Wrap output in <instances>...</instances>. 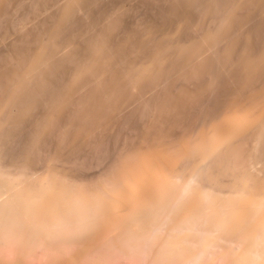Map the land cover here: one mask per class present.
Returning a JSON list of instances; mask_svg holds the SVG:
<instances>
[{
  "label": "bare ground",
  "instance_id": "1",
  "mask_svg": "<svg viewBox=\"0 0 264 264\" xmlns=\"http://www.w3.org/2000/svg\"><path fill=\"white\" fill-rule=\"evenodd\" d=\"M138 1L146 0H0V255L9 251L6 258L0 256V264H21L22 258L25 262L20 257L30 254L23 253L30 246L18 251L20 237L41 240L31 243L42 246L43 257L48 255L52 250L47 241L55 240V230L67 225L71 229L79 220L91 221L98 205L100 221L107 226L101 235L99 227L97 237L90 235L77 248L73 243L75 251L67 246L74 253L64 256L63 248H58L68 239L69 228L65 227L58 233L65 241L56 236V245L62 244L57 248L55 241L50 243L58 259L53 256L51 260L49 253L44 264L55 259L58 264H79L81 259L76 257L95 248L129 250L146 237L151 243L158 240L159 252L182 249L178 257L174 252L168 259L162 252L160 259H167V264L169 259L180 260L186 250L185 256H193L192 261L200 250L206 249L207 254L208 248L217 245L228 250L234 243L239 249L235 248L236 253L231 248L230 264H264V0H162L168 6H163L164 14L161 11L164 20L158 14L161 21L158 16L140 17ZM204 74L208 80L201 81V91L215 95L222 87L220 81L215 85L218 76L224 79L225 91L214 98L217 104L208 105V100V109L187 124L186 108L202 103L196 80ZM178 80L181 83L176 85ZM161 94L166 95L159 104L156 96ZM149 101V118L155 122L147 124L150 109L145 104ZM134 109L144 110L135 112L134 120L146 111L147 116L139 120L145 119L147 129L141 121L144 131L134 128L138 137L131 131L137 138L129 137L133 145L122 147L119 157L120 142L116 145L117 158L112 159L116 168L112 170L108 152L95 147L97 137L100 133V140L102 136L117 139L122 126H112L117 127L113 133L119 131L114 135L109 126L124 121L129 111L133 118ZM52 126L55 136L49 134ZM50 127V139L57 141L56 146V141L51 143L55 151L51 144H43ZM106 141L98 143L104 148ZM90 142H95L92 147L99 149L98 155H106L102 164L109 161L110 166L103 177L98 174L102 178H96L94 170L103 169L102 155L97 162L101 166L88 163L96 175L87 182L88 172L93 171L86 165L83 169L88 174L83 170V179L88 184L83 186L84 180L64 165L72 158L65 155H80L86 146L82 154L90 153ZM42 148L51 154H42ZM63 156L68 157L66 162ZM82 162L76 161L79 168ZM78 164H74L75 171ZM77 234L84 237V232ZM189 243L193 248L190 245L189 249ZM38 244L32 250L41 252ZM189 250L196 257L192 253L190 257ZM214 250L208 253L214 255Z\"/></svg>",
  "mask_w": 264,
  "mask_h": 264
},
{
  "label": "rangeland",
  "instance_id": "2",
  "mask_svg": "<svg viewBox=\"0 0 264 264\" xmlns=\"http://www.w3.org/2000/svg\"><path fill=\"white\" fill-rule=\"evenodd\" d=\"M149 1H151V2H149ZM152 1H153V0H146V1H144L143 3L140 1L141 4H140L139 1H138L139 3L137 2L138 4H140L139 6H141V5L144 6V7H142V6H141V7H138V8L140 9V10L138 9V11H139L140 14H141L140 17H142V18L144 17V18L147 19V18L150 17V16H151V17H157V16H158V17H157L158 19H160V17H162V19L164 20V16H163V14H164V9H165L164 7H165V5L168 6V4H166L167 2H165V1L163 2L162 0H154L153 3H155V4H152ZM156 1H157V3H156ZM158 1H160V2H158ZM137 3H136V6H138ZM150 3H151V4H150ZM164 3H165V4H164ZM158 4H159V6H157ZM136 6H135V7H136ZM148 6H149V7H148ZM163 6H164V7H163ZM167 6H166V8H167ZM147 7H148V8H147ZM143 8H144V10H146L147 12L144 11V10H142ZM150 8H151V10H150ZM156 8H157V9H156ZM162 8H163V9H162ZM152 9H153V11H152ZM162 10H163V11H162ZM143 11H144V12H143ZM158 11H159V12H158ZM161 11L163 12V14L161 13ZM141 12L144 13V14H142ZM154 12H155V13H154ZM151 13H154V14H157V15L154 16V14H151ZM160 13H161V15H160ZM158 14L160 15V17H159ZM143 15H145V16H143ZM147 15H148V16H147ZM195 16H196V15H195ZM151 17H150V19H151ZM148 19H149V18H148ZM160 21H161V19H160ZM128 22L130 23L129 20H128ZM0 52H1V51H0ZM204 75H205L204 77L201 76L198 80H196V82H198V84H197V89H196V90H199V89H200V92L203 94V95H202V98H203L202 103H203V104H202V103H199V102H198V103H192L191 106H188V107L186 108L185 111H187V112H185V115H184V121L186 120V118H188V119L185 121V123H187V124H188V120H189L190 122H192L191 119H192L193 116L195 117V115L198 114L199 112H200V113H203V109H204V112H205L206 109H208V107H209V106H207V104H208L209 102L212 103V104H211V103L208 104V105H211V106L217 104V103H214V101L216 100V98H217L218 96H220V97L223 96L222 94H223L224 91H225V89H224V85L222 84V83H224V82H223L224 79L221 78L220 76H218L220 80L217 79V77H216V78L214 77L215 79H217V80H215V81H217V84H216V82H215V85H218L219 81H220V83L222 84V85H221V84L219 83V86H222V87H221V88L218 87V88H220V90L218 91V89H217V91L215 92V93H216L215 95L210 94L211 92L208 93L209 90H206V89H203V90L201 91V85H203V83H204L203 81H207V80H208V75H207V74H204ZM206 76H207V77H206ZM202 78H203V79H202ZM205 78H207V79H205ZM201 79H202V80H201ZM201 81H202L203 83H202ZM180 83H181V81L178 80V82H177L176 85H178V84H180ZM195 84H196V83H195ZM169 86H170V85H169ZM169 86H168V87H169ZM168 87H166V88L169 89L170 87H169V88H168ZM199 87H200V88H199ZM198 88H199V89H198ZM204 90H205V91H204ZM221 90H222V93H220ZM157 91H158V94H159V92H161V90H160V91L157 90ZM155 92H156V91H155ZM155 92H154V94H155ZM206 92H207V93H206ZM162 93H165V92L163 91ZM207 94H208V95H207ZM218 94H220V95H218ZM155 95H156V94H155ZM155 95H153V93H152L151 96L155 97ZM163 95H164V97H165L166 94H161V96H160V97H161V100H159L160 97L158 98V95L156 96V99H158V103H159V101H161L159 104L162 103V97H163ZM206 95L208 96V99H207V96H206ZM217 95H218V96H217ZM215 96H216V97H215ZM164 97H163V99H164ZM212 97H213V98H212ZM220 97H219V98H220ZM204 98H206V99H204ZM209 98H211L213 101H212L211 99H209ZM214 98H215V100H214ZM153 99H155V98H153ZM153 99H152V97H151V100H153ZM151 100H150V101H151ZM208 100H210V101L208 102ZM150 101L148 102L149 105L145 104L146 106H148L149 109H150V107H149V106H150ZM153 101H156V100H153ZM153 101H152V103H153ZM218 101H219V99H218ZM155 103H157V101H156ZM155 103H153V104H155ZM158 103H157V104H158ZM204 103H205V105H204ZM157 104H155V106H156ZM200 104H201V105H200ZM146 106H145L144 110H146ZM152 106H153V105H152ZM155 106H154V107H155ZM200 106H201V108H200ZM216 106H217V105H216ZM143 107H144V106H143ZM154 107H153V108H154ZM199 108H200V109H199ZM198 109H199V110H198ZM132 110H133V109H132ZM132 110H131V111H132ZM137 110H138V109H137ZM137 110L135 111V109H134V113H133V111H132L133 115H131V117L134 116L133 118H130V114H131V112L129 111V113H127L128 115H126L128 118L125 117V118L123 119L124 121H122L121 123H115L114 125L109 126V127L117 126V124L119 125V126H117V127H119V128H120V126H122V130L119 129V130L121 131L120 133H119V131H118V132H115V130H114L115 133H117V134L119 133V134H118L119 137H121V136L123 135L121 138H119L118 135L116 134L117 136H116V135H115V136L118 137V138H117V139L114 138L113 141L111 140V139H112L111 131H112V133H113V129H115V128L117 129V127L108 128L109 130L112 129V130L110 131V136H111V139H110V140H109L108 138H105V136H102V137H101V140H103L102 143H104L106 140H109L108 142H110L111 144H110V143L108 144L107 141H106L107 143H105V144H108L110 148H108V146H106L105 144H103L104 148L100 146L101 143H98L99 141H101V140H100V133H99V136L97 137V138H99V141L97 140V138L95 139V140L98 141V142L96 141V144H97V145L95 144V147H99V149H103L102 151H104V152H108V153H106L107 156L105 155L106 158L108 157V155H110V157H111V159H110V157H109V159H110V161H111L110 163H111V165H114V166H111V169H112V170H114V169L116 168V164H115V163H116V162H115L116 160L114 161V160H112V159H113V158L116 159L117 157H119V156L121 155L120 152H122L124 148H131V146L133 145L132 142H134V141H132V142H131V141L128 142V141H129V137H132L133 134L137 135V137L139 136L137 133H135V131L133 132L132 130H135V129H136V132L139 130V132L141 133V131L143 132L145 129H147L146 126H147L148 123L150 124V123L155 122V121L152 122L151 119H150V118H152V117L149 115L151 109H150V110L147 109V113H148V111H149V113H148L149 116H147L146 111H145V114H144V113H143L144 110L142 109V110H143L142 114L140 113V114H139V117H136V120L140 121L139 118H141V117H142V118H145V117L147 116L146 119H149L151 122L148 120L149 122H147V124H146V123L144 122L145 119H144V121L141 120V121H143L144 123L141 122V121L138 122V121L134 120V119H135V115H137L138 112H141V111H142V110L140 111V109H139V111L137 112ZM135 112H137V114H136ZM195 112H196V113H195ZM143 114L146 115V116L143 117V116H142ZM192 114H193V115H192ZM140 115H141V116H140ZM188 116H189V117H188ZM149 117H150V118H149ZM137 118H138V119H137ZM142 118H141V119H142ZM127 119H128V120H127ZM129 119H130V120H129ZM132 119H133V120H132ZM153 120H154V119H153ZM127 121H129V122H127ZM130 121H131V122H130ZM133 122H134V124H133ZM123 123H124V124H123ZM126 123H127V124H126ZM138 123H139L140 125H139ZM142 123L145 124V125H144V126H145V127H144V130H141V129H143V128H141V127H143ZM122 124H123V125H122ZM125 126L127 127V128L125 129V132H126V130H128V129L130 130V131H128L129 134L126 133V135H125V132H124V130H123V129L125 128ZM129 126H130V127H129ZM137 126H139L138 129H137ZM148 126H150V125H148ZM52 127H53V133H49V132L52 131ZM52 127L49 128L50 130L47 132V134L49 133L50 135L55 136V135H54V133H55V132H54V126H52ZM134 128H135V129H134ZM101 129H102V128H101ZM101 129H100V130H101ZM104 129H105V128H104ZM104 129H103V130H104ZM106 129H107V127H106ZM116 131H117V130H116ZM131 131L133 132V134H132ZM100 132L102 133L103 131L101 130ZM107 132H108V131H106V133H107ZM139 132H138V133H139ZM103 133H105V130H104ZM108 133H109V132H108ZM108 133H107V134H108ZM115 133H113L112 135H114ZM140 133H139V134H140ZM49 134L46 135V133H45L44 136H45V135L48 136L49 139H50V137L53 138V137L50 136ZM107 134H106V137L108 136ZM121 134H122V135H121ZM127 134H128V135H127ZM101 135H102V134H101ZM104 135H105V134H104ZM130 135H131V136H130ZM135 135H134V136H135ZM24 136H25V135H24ZM46 136L44 137V141H43L44 143H43V144H46V145H47V144L55 143L54 141H56V138H54V139H55L54 141H51V139H50L49 143H46L45 140L48 139V137H46ZM115 136H113V137H115ZM126 136H128V137H127L128 140H127V139H126V141L122 140V138H123V137L126 138ZM134 136H133V137H134ZM108 137H109V136H108ZM133 137H132V138H133ZM137 137H135V139H134V138H133V139L136 140ZM45 138H46V139H45ZM109 138H110V137H109ZM125 138H124V139H125ZM49 139H48V140H49ZM104 139H105V141H104ZM133 139H132V140H133ZM23 140H24V139H23ZM23 140H21V142H22ZM48 140H47V141H48ZM130 140H131V138H130ZM116 141H117L118 143H117ZM122 141H124L123 143L126 142V143L129 144L130 146H128L126 143H125V145H124V144L122 143ZM115 142H116V144H115V147H116V148L114 149V147L112 146V144H114ZM119 142H120L121 146H119V145H120ZM90 143H91V144H90ZM90 143H88L90 146L87 144V145L89 146V147H88V150H89V151H88V150H87V151L91 153L92 150L95 149V151H96L97 148H95L94 146L92 147V143H95V142H90ZM43 144H42V147L45 148L46 146L44 145V146H45V147H44ZM56 144H57V141H56V143H55V146H56ZM98 144H99V146H98ZM117 144H119V145H117ZM53 145H54V144H53ZM81 145H82V144H81ZM81 145H80V147H81ZM110 145H111V146H110ZM116 145L119 147V148H118L119 150H120V147H121V149H122L121 151H117L118 154L115 153V152H116L115 150L117 149V146H116ZM19 146H20V143H19ZM22 146H23V145L21 144L20 148H21ZM50 146H52V144H51ZM83 146L85 147V146H86V143H85ZM105 146H106V148L109 149L108 151H106L107 149L104 150V149H105ZM124 146H125V147H124ZM52 147H53V146H52ZM80 147H78V148H80ZM86 147H87V146H86ZM86 147H85V149L82 147V149H84V152L86 151ZM100 147H101V148H100ZM122 147H124V148H122ZM43 148H42V150H41V152L43 151L42 154H44V151H45ZM48 148H49V150L51 149V147L47 146V149H48ZM54 148H55V147H53L51 150H54ZM78 148H77V149H78ZM112 148H113V149H112ZM18 149H19V147H18ZM21 149H23V147H22ZM21 149H20V150H21ZM45 149H46V148H45ZM77 149H75V150H77ZM82 149H81V150H82ZM90 149H91V150H90ZM99 149H98V150H99ZM110 149H111L112 151H111ZM51 150H50V151H51ZM78 150H80V149H78ZM78 150H77V151H78ZM81 150L79 151V152H81V153H80L81 156H80L79 154H77L76 152H75V154H77V156L74 155V153H73L74 150H73V152H72V153H73V156H71L72 154L65 155V156H68L69 158L72 157V158L69 159V160H72V159L74 158V159H73V162H72V161H71V162L74 163L75 165L78 164V163H76V161H77V162H79V161H80V162H82V161L85 162V163H83V162L81 163V168H79V167H80V164L77 165V167L81 170L80 172H79V169H77V168H76L77 171H75L74 164L71 165V164H70V161L67 159L68 157H65V156H63V159H64V158L67 159V163H64V165L66 164L65 166H66L67 168H71L70 170H73V172L78 173V175H77L76 173H73V172L71 171V172L73 173V175L75 174L76 176H78V177H77L78 179H79V176H80L82 179L85 178V176H86L88 173H89L88 176H86V180H87V182H90V181L92 182V181H93V178L90 179V176H92V177L94 176V179H95V175H96V174H97L96 178H98V176H99L100 178H102L103 175H104V173H105V172H103V171L106 170L105 168H106V166L109 164V161H108V162L106 163V165H105V162H106L107 159L105 158L104 155H102L103 152L99 151V153H100V152L102 153V154L100 153V155H102V156L100 157L101 164L103 163V158H102V157L104 156V158H105V162H104V164H102V166H101L100 161H99V163H97V162H98V159H99L98 156H100V155L97 154V153H98V150L95 152V154H94V151H93V154L95 155V158L97 157L96 161H94L95 158H94V159H91V158H93V157H92L93 154H92V156H91L90 153L86 154V153L83 152L84 154H82V151H83V150H82V151H81ZM54 151H55V150H54ZM109 151H111L110 153H112L113 155H114V153L117 154V157H116V155H114L115 157H112V155L109 154ZM114 151H115V152H114ZM41 152H40V153H41ZM45 152L48 153L49 151L46 150ZM79 152H78V153H79ZM38 153H39V152H38ZM47 153H46V154H47ZM49 153H50V152H49ZM52 153H54V152H52ZM119 153H120V155H119ZM19 154H21L20 151H19ZM42 154H40V157L42 156ZM50 154H51V153H50ZM85 154H86V156H85ZM89 154H90V159H88V158H89V157H88ZM37 155H39V154H37ZM69 155H70V156H69ZM96 155H97V156H96ZM37 157H39V156H37ZM75 157H79V159H80V157H81V158H84V160H83V159L77 160V158H75ZM86 157H88V158H86ZM65 159H64V160H65ZM75 159H76V160H75ZM85 159H86V160H85ZM101 159H102V160H101ZM64 160H63V161H64ZM81 160H82V161H81ZM89 160H91V161H89ZM74 161H75V162H74ZM93 161H94V162H93ZM64 162H66V160H65ZM86 162H87V163H86ZM95 162L97 163L96 165L100 164L101 168L103 167V169H101V172H100V169H97V171H96V170H94V169H95V168H94L93 170L95 171L96 174H95L94 171L91 169V167L93 168V166L96 167ZM113 162H114V163H113ZM68 163H69V165H68ZM88 163H91V165H92L93 163H94V164H93V166L90 167V164H88ZM83 164H84L85 166H84ZM67 165L70 166V167H68ZM86 165H89V169H91V170L93 171V173L90 174L91 171L88 172V173H86V172L88 171V169H85V170L83 169V168L88 167V166H86ZM104 165H105V166H104ZM71 166H72V167H71ZM98 166H99V165H98ZM98 166H97V168H99ZM109 166H110V164H109ZM73 167H74V168H73ZM108 169H110V168L107 167V172H108L109 174H111V173H112V172H111L112 170H108ZM83 170H84L85 173H86L85 176L83 175V173H84ZM102 172H103V174H101ZM110 172H111V173H110ZM85 173H84V174H85ZM99 173H100V175H101L102 177H101L100 175H98ZM80 174H81L83 177H82ZM92 174H93V175H92ZM94 174H95V175H94ZM105 174H106V173H105ZM75 175H74V176H75ZM107 175H108V174H107ZM88 178H89L90 180H89ZM82 179H80V180H82ZM83 180H84V179H83ZM81 182H82V181H81ZM85 182H86V181L84 180V182H83L84 185L82 184L83 186H85L86 184H88L87 182H86V184H85ZM86 186H87V185H86ZM99 207H100V206L98 205V209L94 210V212H93V214H92V215L94 216L93 219H92V217H90L89 220L91 219V221H88V220L86 221L87 223L89 222V223H88V226H87V223L85 222L87 227L84 226V225H85L84 221H82V222L84 223V225H83L82 222L79 220V222H77V224H75L76 229H75V226H73V225H72L73 227L70 225V226H71V229H70L69 227H67V226H68V225H67V226H64V228H62L63 226H62V227H59V228H58L59 230H55V233H54V231H53V233L56 234V233H57L56 231H58V233H60L59 231H63V229H65V227L67 228V231H68V228H69V231H68L69 233L66 232L69 236H67V234H63V235H65L64 237L67 236L65 239L68 238L67 241H66L67 243L64 242V241H65L64 238L62 239V240H64V241H61V235L59 236L58 233H57V235L54 236V239H55V240H54V241H55V244H54V245H56V242H58V241H61L62 243L64 242L63 244H62L61 242H59L60 244L57 243L58 245H56V247L58 248V246H60V245L62 244L61 247H59L60 249L58 248V250H62V248H63V251H60V252H62V254H63L64 256H67V255H69V254L71 255V252H72V254L74 253V251H75L76 249H75L74 246H73L74 248L72 247L73 243L76 245V248H77V245L80 243V241H81V245H82L83 242H85V241L87 240V237H89L90 235H93V234H94V236H96V235H98V234L101 235L102 230L106 229V227H107V226H105L106 224L104 223V224H105V225H104L103 223H101V221H102V220L100 219L101 216L98 215V214L101 213ZM99 211H100V212H99ZM72 215H74V214H71V217H72ZM69 217H70V216H69ZM81 218H82V217H81ZM84 218H85V217H84ZM84 218H82V219L84 220ZM82 219H81V220H82ZM85 219H86V218H85ZM87 219H88V218H87ZM98 220H99V221H98ZM100 220H101V221H100ZM80 222H81V224H79V225H80V226H79L78 223H80ZM96 222H98V223H100V224H98V223L96 224ZM77 225L79 226V228L83 226V227H86V229H85V228H84V229H83V228L78 229V226H77ZM81 225H82V226H81ZM97 225H101L102 227H101V226H97ZM99 227L102 228V229L100 230ZM61 228H62V229H61ZM60 229H61V230H60ZM81 229H83L84 237L82 236L83 234H81V236H82L85 240H84L83 238H78V237H76V236H78V234H77L78 231H79V234H80V233H83V232H80ZM87 229H88V230H87ZM65 230H66V229H65ZM99 230H100V231H99ZM70 231H71V233H70ZM85 231H86V232H85ZM92 231H93V232H92ZM98 231H99V233H98ZM160 231H161V233H162V232H163V228H162V230H160ZM75 232H77V233H75ZM157 232H158V234H159V229H158ZM53 233H52L51 235H53ZM61 233H62V232H61ZM97 233H98V234H97ZM154 233H155V232H154ZM154 233L150 234V236H152L151 239H153V238L155 237ZM76 234H77V235H76ZM87 234H88V235H87ZM73 235H74V236H73ZM75 235H76V236H75ZM153 235H154V236H153ZM156 235H157V233H156ZM56 236H57V237L59 236V237H60V240H58L59 237H58V239H56V238H55ZM150 236H148V237H150ZM72 237H74V238L72 239ZM75 237H76V239H75ZM79 237H80V235H79ZM96 237H97V236H96ZM35 238H36V237H34L33 239H35ZM37 238H39V237H37ZM48 238H49V237H48ZM146 238H147V237H146ZM146 238H145V239H146ZM33 239L31 240V238H30V239H28V240H29V241H28L27 239H23V238H21V237L18 238V240H17V248H18V251H19L20 248H22L23 246H24L23 249H28V247L30 246L29 251H28V250H26V251L23 250L24 252H23V251H20V253H18V254H21V253L23 252V253L25 254V252H27V253L30 252V254H27V256H25L24 254H22V255H24V256H21V257H20V258H22V257L26 258V259H25V262H23V260H24L23 258H22L23 260L21 259L22 261L19 259V262H21V264H22V263H23V264H31V263H32V264H33V263H34V264H42V263H43V264H44V260L47 261L49 253H51V255H49V256H52V257H49V258L52 260V259L54 258L53 256H55V254H56V253H54V252H56V251L53 252V250H54L53 248H54L55 246L53 247V245H52L53 248H51L50 243H52V242H54V241H52V240L47 241L48 243L50 242V243H49V246H48V244H45V246L50 247L49 250H52V252H53V253H52L51 251H48V249H47V250L45 249V250H46L45 252H47V251L49 252L48 255H45V256H47V258H46L45 256H44V257L42 256L44 253H42V250H43V249H41V247H42L41 244H40L41 247H39V244H38V243H41V242H39V241H41V240H39V239H35V240H33ZM78 239H79V240H78ZM81 239H83V241H82ZM145 239H143L144 241H142V242L139 241V242H141V244H137V246L135 245L137 248L139 247L138 249H137L135 246L132 248L133 244H132L131 246H129V247H128V245H127V247H128L129 250H127V248H125V249H126L127 251H130V250L132 249L133 251L131 250V251H130L131 253H130V252H126V250H124V248L122 247L123 245L121 246L123 250H122L121 248H119L120 251L118 250V247H116L117 249L115 250L112 246H110V247L108 246V247H104V248H99V250H98V248H97V249L95 248L96 251H95V250H92L91 252H86V253H84L80 258H77V257H76V259H81V260H78L77 263H79V264H87V261L89 260L88 263L91 264L90 262L94 259V260H96V261L98 262V263H96V264H167V261H168V260H167V259H168L167 257L170 256L169 254H170L171 252H169V253L166 252V254H165V252L162 250L163 254L167 255V256L165 257V258H167V259H165L164 257H162V258L164 259V261H162L163 259H160V258H161L160 256H162V252H159V251H161V249L158 247V246H159L158 243H157L158 240H157V242H155L156 240L154 241V239H153V241H154L155 243H151V241H149V239H148V241H147V239H146V241H145ZM155 239H156V238H155ZM22 240H23V241H22ZM57 240H58V241H57ZM68 240L70 241V243H68ZM31 241H37V242H38V243H37V244H38V248L41 249V250H40L41 252H39V250H38L37 248H36V249L38 250V252H36V251H37L36 249H35V250H32V249H34L35 247H37V244L35 245V242H33V243H34V245H33V244L31 243ZM78 241H79V242H78ZM153 241H152V242H153ZM28 242H29V243H28ZM144 242H146V243H145L144 246H143L142 243H144ZM231 242H232V241H231ZM233 242H234V241H233ZM235 242H236V241H235ZM18 243H19V244H18ZM65 243H66V244H69L70 246H69V245H64ZM150 243H151V246H150ZM191 243H192V242H191ZM191 243H189V245H188V246H189V249H190V245H191L192 248H193V244H191ZM193 243L196 244V242H193ZM229 243H230V241H229ZM31 244H32V245H31ZM52 244H53V243H52ZM152 244H153V245H152ZM226 244H227L226 246H228V247L230 246L228 243H226ZM236 244H238V243L236 242ZM42 245H43V244H42ZM81 245H80V246H81ZM141 245H142V246H141ZM196 245H197V244H196ZM234 245H235V243L232 244V246H233L234 249H235V248H238L237 245H235V247H234ZM33 246H35V247H33ZM67 246L70 247V248L72 247V249H73L74 251H73V250L71 251V249H69ZM155 246L158 247V248H157V252H158V253L156 252V249H155L156 247H155ZM25 247H26V248H25ZM31 247H32V248H31ZM64 247H65V248H64ZM111 247H112L113 249H112ZM125 247H126V246H125ZM130 247H131V248H130ZM152 247H154V248H152ZM199 247H200V246H199ZM199 247H198V246L195 247V250H196V248H197V250H198ZM239 247H240V245H239ZM44 248H45V247H44ZM46 248H47V247H46ZM57 248H55V250H57ZM134 248H136L137 250L135 251ZM144 248H145V249L147 248V249L145 250ZM150 248H151V250H149ZM200 248H201V247H200ZM214 248H215L214 251H216L217 253L215 252L214 255L211 254V253L209 254L208 252H213V249H214ZM214 248H213V246L210 247L211 250L208 248V250H207V254H205V253H206V252H205L206 249H205V251L202 250L203 253L205 252L204 254H203V253H200L201 250L199 249L200 251H199V250H198V251H199V253L202 254V255H200L201 257H199V253H196V254H198V255H197V259H196V260L194 259V260H195V261L199 260L197 264H203V263H205V264H226V262H227V264H230V262H228V261H231V260H228V258H229V256H230L229 259H231V258L234 256L233 253H232V252H233V250H232L233 248L230 246V248H228V250H227V249L225 250V249L220 248L218 245H217V246H214ZM226 248H227V247H226ZM231 248H232V249H231ZM140 249H141V250H140ZM152 249H154L155 251L152 250ZM159 249H160V250H159ZM187 249H188V247H187ZM218 249H219V250L221 249L220 251H221V252L224 251V253L229 251V253H226V254L223 253V254H221L220 251H219ZM229 249H230V250H229ZM238 249H239V248H238ZM21 250H22V249H21ZM58 250H57V251H58ZM121 250H122V251H121ZM139 250H140V251H139ZM143 250H144V251H143ZM147 250H148L149 252H147ZM179 250H180V249H179ZM179 250H178V252H180L182 249H181L180 251H179ZM185 250H186V248H185ZM217 250H218V251H217ZM236 250H237V249H235V251H236ZM6 251H7V250L5 249L4 252H3L4 254L2 253V255H0V256H1V257L4 256L3 258H6V255H7L8 252H9V251H8V252H6ZM32 251H33V252H32ZM43 251H44V250H43ZM117 251H118V252H117ZM151 251H154L155 253H154V252H151ZM186 251H187V250H186ZM186 251L182 253L183 256H182V255H179V257H182L180 260L177 259V258H175V257H174L175 259H169V260L173 262L172 264H181V260H182V264H185L186 259H188L190 262H188V260H187L186 264H189V263L194 264V260L192 259L193 263H192V261L190 260L191 258H194V257L190 254V253L193 254L194 251L192 250V251H193V252H192V251L189 250V251H190V252H189L190 255H189V254H188V255H189L190 257L192 256L191 258H188V256H185V254H187ZM35 252H36V253H35ZM123 252H124V253H123ZM125 252H126V253H125ZM136 252H137V253H136ZM174 252L176 253V255H174V256H177V255H178V252H176V251H174ZM174 252H172V253H174ZM195 252H196V251H195ZM230 252H231V253H230ZM237 252H238V250L236 251V253H237ZM6 253H7V254H6ZM32 253H33V255H32ZM37 253H38V254H37ZM39 253H42V254L39 255ZM66 253H68V254L66 255ZM128 253H129V254H128ZM152 253H153V254H152ZM172 253H171V254H172ZM180 253H181V252H180ZM180 253H179V254H180ZM184 253H185V254H184ZM236 253H235V254H236ZM15 254H16V253H15ZM52 254H54V255H52ZM157 254H158L159 257H158V256H155V255H157ZM208 254H209V255H208ZM228 254H232L233 256L231 257V255H228ZM28 255H29V256H28ZM34 255H35V256H38V259H37V257H34ZM56 255H57V254H56ZM153 255H154V256H153ZM165 255H164V256H165ZM168 255H169V256H168ZM172 255H173V254H172ZM193 255H194V254H193ZM205 255H207L208 257L205 256ZM215 255H216V257H215ZM217 255H218V256H217ZM223 255H224V257H223ZM227 255H228V257H227ZM7 256H9V254H8ZM16 256L19 257L18 255H16ZM41 256H42V257H41ZM184 256H185V258H183ZM194 256H195V255H194ZM204 256H205V257H204ZM209 256H210V257H209ZM213 256H214V257H213ZM17 257H16V258H17ZM29 257H30V258H29ZM55 257H56V256H55ZM177 257H178V256H177ZM195 257H196V256H195ZM221 257H222V258H221ZM27 258H28V259H27ZM35 258H36V259H35ZM45 258H46V259H45ZM56 258H57V257H56ZM210 258H211V259H210ZM226 258H227V259H226ZM32 259H34V260H32ZM43 259H44V260H43ZM57 259H58V258H57ZM57 259H55V260H54L55 262L53 261V263H52L50 260H48V262H45V264H46V263H51V264H55V263H56V264H58V260H57ZM159 259H160V260H159ZM203 259H204V261H203ZM205 259H206V260H205ZM208 259H209V260H208ZM216 259H217V260H216ZM219 259H221V262H220ZM222 259H223V260H222ZM28 260H29V261H28ZM35 260H36V261H35ZM40 260H41V262H40ZM90 260H91V261H90ZM165 260H166V261H165ZM173 260H176V262L178 261L179 263H176V262L173 261ZM183 260H184V261H183ZM213 260H214V261H213ZM49 261H50V262H49ZM80 261H81V263H80ZM84 261H85L86 263H83ZM96 261H95V262H96ZM161 261H162V262H161ZM170 261H169L168 264H171ZM201 261H202V262H201ZM208 261H209V262H208ZM210 261H211V263H210ZM223 261H224V263H223ZM27 262H29V263H27ZM36 262H37V263H36ZM156 262H157V263H156ZM164 262H165V263H164ZM212 262H213V263H212ZM214 262H215V263H214ZM19 264H20V263H19ZM195 264H196V262H195Z\"/></svg>",
  "mask_w": 264,
  "mask_h": 264
}]
</instances>
